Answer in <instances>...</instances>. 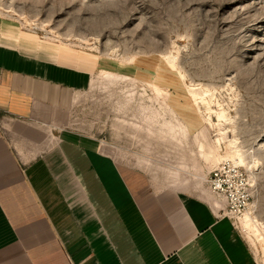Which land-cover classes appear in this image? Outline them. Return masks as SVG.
I'll list each match as a JSON object with an SVG mask.
<instances>
[{"label": "crops", "instance_id": "0c3cea01", "mask_svg": "<svg viewBox=\"0 0 264 264\" xmlns=\"http://www.w3.org/2000/svg\"><path fill=\"white\" fill-rule=\"evenodd\" d=\"M99 64L0 15V264H247L204 184L121 129L71 128Z\"/></svg>", "mask_w": 264, "mask_h": 264}, {"label": "rangeland", "instance_id": "374dc122", "mask_svg": "<svg viewBox=\"0 0 264 264\" xmlns=\"http://www.w3.org/2000/svg\"><path fill=\"white\" fill-rule=\"evenodd\" d=\"M0 15L99 54L71 128L121 129L206 187L220 160L242 167L251 199L229 220L264 264V0H0Z\"/></svg>", "mask_w": 264, "mask_h": 264}, {"label": "built area", "instance_id": "2783aa9c", "mask_svg": "<svg viewBox=\"0 0 264 264\" xmlns=\"http://www.w3.org/2000/svg\"><path fill=\"white\" fill-rule=\"evenodd\" d=\"M209 192L218 203L221 216L231 218L242 214L251 199V186L246 171L230 159L220 160L206 180Z\"/></svg>", "mask_w": 264, "mask_h": 264}, {"label": "bare ground", "instance_id": "6f19581e", "mask_svg": "<svg viewBox=\"0 0 264 264\" xmlns=\"http://www.w3.org/2000/svg\"><path fill=\"white\" fill-rule=\"evenodd\" d=\"M185 130H186V129H185ZM185 130L183 129L184 134L186 133V135H188L187 132H185ZM197 140H198V139H197V137H196V142H197ZM230 157H233L236 161H240V159H239L238 157L235 158V154L232 155V156H230ZM253 166H255V164L251 165V169H252Z\"/></svg>", "mask_w": 264, "mask_h": 264}]
</instances>
